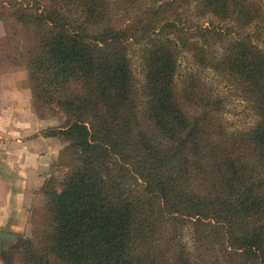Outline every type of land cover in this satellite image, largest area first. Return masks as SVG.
I'll return each mask as SVG.
<instances>
[{
    "label": "trees",
    "instance_id": "obj_1",
    "mask_svg": "<svg viewBox=\"0 0 264 264\" xmlns=\"http://www.w3.org/2000/svg\"><path fill=\"white\" fill-rule=\"evenodd\" d=\"M192 2L196 13L230 25L178 20L194 13ZM5 5L0 2V19L19 23L17 35L26 41L33 110L42 117L46 108L61 109L67 116L41 131L68 141L57 164L69 168L62 179L49 173L37 191L28 221L40 238L19 242L23 262L264 264L261 7L252 0ZM186 47L197 65L234 82L256 116L253 125L229 132L224 97L207 92L193 74L177 86L178 55ZM186 224L193 248L182 237Z\"/></svg>",
    "mask_w": 264,
    "mask_h": 264
},
{
    "label": "rangeland",
    "instance_id": "obj_2",
    "mask_svg": "<svg viewBox=\"0 0 264 264\" xmlns=\"http://www.w3.org/2000/svg\"><path fill=\"white\" fill-rule=\"evenodd\" d=\"M255 4L261 7V11L263 13L262 21H260L258 37L256 38L257 42L264 48V0H252ZM4 6L5 4L9 5L10 0H0ZM191 8L193 12H185L184 15L177 19L182 21L183 23L189 24L191 19L192 23H202L205 25H215L217 27H225V25H230V22H225L220 18L212 15V14H198L195 11L194 2L191 3ZM140 12L132 13L131 17L135 18L136 15H139ZM173 14L170 17H175ZM169 17V18H170ZM233 21V20H232ZM20 24L11 20L0 19V73L2 76L10 78L11 76H19L21 79L25 77V111H30V106L28 102V97L30 101V87L28 83V66L25 63L23 54L26 46V41L23 38V35H17L18 29H20ZM251 27V26H250ZM248 28L245 32L253 29V27ZM230 30H235L234 28H230ZM168 33H174L173 28L168 27L165 29ZM241 33V32H239ZM193 37V41H195V37ZM214 39H217L216 37ZM213 41V40H211ZM217 41V40H214ZM217 43V42H216ZM219 43V42H218ZM215 49L221 51L222 49L216 44ZM220 45V44H219ZM14 50V51H13ZM132 50V49H131ZM182 52L178 55V72L176 75V83L180 88L183 86L184 81L187 79L188 74H193L194 76L200 78L202 81V86L207 92L219 93L224 97V110L222 113L223 122L228 128L229 132H240L247 129L249 126L253 125L256 120V116L254 112L250 109L248 104L241 98V96L233 89L234 82L223 76L222 74L217 73L212 67L208 66L204 68L202 66L197 65L194 61L193 50L190 47H186L181 49ZM18 60V61H17ZM132 62L133 68L136 77L140 80L142 79V66H141V56L139 52V45L134 44L132 50ZM19 81V80H18ZM20 86L21 81H19V85L17 81L9 84L7 86H0V89H4L10 93L9 100L16 103V100L12 98V93L15 91L13 87ZM24 99V98H23ZM32 101V100H31ZM33 109V107H32ZM30 113V112H29ZM37 114V113H36ZM44 114L42 117L43 128L41 131H44L47 128L51 127H59L64 124L67 119L66 114L61 109H50L46 108L44 110ZM27 116V114L25 113ZM27 123H32L29 119L25 120ZM29 127V126H27ZM43 137H46L42 135ZM53 141L58 146V152L56 154V159L51 162L49 166L48 172L58 173L59 179H62L65 172L67 171L68 164L62 165L59 162L61 152L64 150L66 145H68V141L62 140L58 137H53ZM59 156L58 164L57 157ZM70 161V160H69ZM182 237L188 246L194 247L193 237H192V228L188 224L183 226ZM12 232L16 233L18 237L13 241H8L6 243H0V264H25L23 259L18 255V244L21 240L25 238H34V240H39V234L33 232V229L30 226L25 227H14L9 228Z\"/></svg>",
    "mask_w": 264,
    "mask_h": 264
},
{
    "label": "crops",
    "instance_id": "obj_3",
    "mask_svg": "<svg viewBox=\"0 0 264 264\" xmlns=\"http://www.w3.org/2000/svg\"><path fill=\"white\" fill-rule=\"evenodd\" d=\"M19 78L0 73V86L21 81V87H13L16 103L9 100V92L0 89V231L7 232H12L11 227L30 226L28 217L38 200L37 191L58 152L53 137L41 135L43 122L32 109L31 93V109L25 111L26 79ZM26 118L32 123L26 125Z\"/></svg>",
    "mask_w": 264,
    "mask_h": 264
},
{
    "label": "water",
    "instance_id": "obj_4",
    "mask_svg": "<svg viewBox=\"0 0 264 264\" xmlns=\"http://www.w3.org/2000/svg\"><path fill=\"white\" fill-rule=\"evenodd\" d=\"M17 237L18 235L16 233L0 231V243L5 242V241H13Z\"/></svg>",
    "mask_w": 264,
    "mask_h": 264
},
{
    "label": "flooded vegetation",
    "instance_id": "obj_5",
    "mask_svg": "<svg viewBox=\"0 0 264 264\" xmlns=\"http://www.w3.org/2000/svg\"><path fill=\"white\" fill-rule=\"evenodd\" d=\"M6 242H8V241L2 242V243H6Z\"/></svg>",
    "mask_w": 264,
    "mask_h": 264
}]
</instances>
